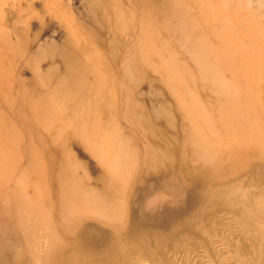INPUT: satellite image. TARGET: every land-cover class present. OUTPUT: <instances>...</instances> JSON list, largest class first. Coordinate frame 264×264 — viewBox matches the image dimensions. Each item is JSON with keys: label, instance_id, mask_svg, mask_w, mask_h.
I'll return each mask as SVG.
<instances>
[{"label": "rangeland", "instance_id": "374dc122", "mask_svg": "<svg viewBox=\"0 0 264 264\" xmlns=\"http://www.w3.org/2000/svg\"><path fill=\"white\" fill-rule=\"evenodd\" d=\"M61 154L113 188L92 220L29 183L39 168L55 194ZM30 198L31 226L69 219L53 227L80 264H264V0H0V264H33ZM90 226L109 255L72 252Z\"/></svg>", "mask_w": 264, "mask_h": 264}, {"label": "bare ground", "instance_id": "6f19581e", "mask_svg": "<svg viewBox=\"0 0 264 264\" xmlns=\"http://www.w3.org/2000/svg\"><path fill=\"white\" fill-rule=\"evenodd\" d=\"M48 48L45 53L47 56L51 54L56 55L55 58L59 59V62L61 63L60 65H63L64 67H68L66 66L70 62L68 49H67L68 47H63L60 50H56V48L54 47L53 49L50 50ZM65 72H66L65 73L66 77H64L63 79L64 82L63 85L65 86V89L63 90V93L66 97H70V96L74 97L73 95H76L79 93V91H81L79 90V88H77L78 86L77 73L74 72V68H66ZM100 90H102L101 87ZM114 93L115 91H108L109 97L112 98V95ZM76 124L78 126H75V132L76 135L77 134L79 135L83 130L82 126L84 125V121L80 120ZM78 138H80V136H78L77 139ZM62 155L63 154H61V161L58 167L59 169L57 170L58 171L57 180L54 185V188L56 190L55 194L52 191H50V188L48 187L45 188L43 186V182H41L42 179H40L41 176L38 175L41 172L39 168L37 169L36 175L33 174L34 175L33 177L30 176L29 183L31 184V187L33 186L39 189V196H41V198H45V199L47 198L46 202H48V205L52 206L51 210H54L53 207L56 206L57 204L60 205L61 207L70 206L66 203L69 202L68 198H72V200L76 201L77 203L76 205L74 204L75 206L71 207L75 211L74 215H76L77 221L92 220V215H93L92 213L94 212V209L112 203L113 198L111 195H114L112 194L113 188L110 184L104 183L103 191H100V193L96 194L95 193L96 190L91 186V181H85L86 178L84 176H80V177L77 176L76 165L74 167V165L68 162V160H66V157ZM113 192H115V190ZM35 197L38 199L36 195ZM34 198L32 200H35ZM30 203H31V198L29 199V201H25V202L21 201L19 206L20 208L19 212H21L20 213L21 222L19 223L21 225L23 238L25 241V245L27 247L26 250H28V255L30 259L32 260L33 264H64L63 257L66 256L65 254L67 253V251L63 252L64 248H62L63 247L62 242H60L59 232L56 231L53 225L55 224L58 226H63L69 223L68 222L69 219H67L66 216L64 220L63 218L61 220L55 219V214L52 211L51 212L54 215L51 217V215L45 213L44 214L45 218L39 213L33 212L34 217H30V216L29 217L34 221L36 226L34 225L31 226L30 223H28L26 214L24 213V212L27 213L31 212L30 209H27V208H31ZM47 223H49L50 226H46ZM47 228H50V230L49 229L47 230ZM192 231H194V233L195 232L198 233L197 236L193 234L194 237H198V238L211 237L209 230L201 225L193 226ZM180 235L184 236V233H181ZM187 239L188 237H183L184 242L182 243L184 245H187L185 242L187 241ZM72 245H73L72 252L75 254L85 253L93 257L98 255V253L109 255L113 250L112 234L107 229L103 230L94 226H90L87 227L84 231H82V233L80 232L78 234L77 238L73 241ZM66 257L67 258L65 261L67 263L69 262L72 264L81 263L82 257L77 258L74 255H67Z\"/></svg>", "mask_w": 264, "mask_h": 264}]
</instances>
